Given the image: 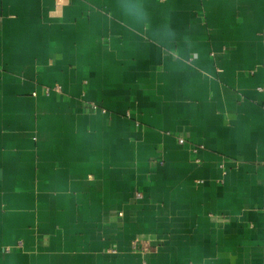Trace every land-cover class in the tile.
Wrapping results in <instances>:
<instances>
[{"label":"crops","instance_id":"obj_1","mask_svg":"<svg viewBox=\"0 0 264 264\" xmlns=\"http://www.w3.org/2000/svg\"><path fill=\"white\" fill-rule=\"evenodd\" d=\"M142 3L0 0V264H264V0Z\"/></svg>","mask_w":264,"mask_h":264},{"label":"clouds","instance_id":"obj_2","mask_svg":"<svg viewBox=\"0 0 264 264\" xmlns=\"http://www.w3.org/2000/svg\"><path fill=\"white\" fill-rule=\"evenodd\" d=\"M120 6L134 26H143L150 23L149 13L142 0H136L135 3H132L131 0H120ZM168 30L169 26L164 25L162 27V31L166 32Z\"/></svg>","mask_w":264,"mask_h":264},{"label":"built area","instance_id":"obj_3","mask_svg":"<svg viewBox=\"0 0 264 264\" xmlns=\"http://www.w3.org/2000/svg\"><path fill=\"white\" fill-rule=\"evenodd\" d=\"M52 91L61 92V87L56 85L54 88H47L45 90L46 95H49ZM34 95H36V94H34ZM180 144H182V145L185 144V141L184 140H180ZM194 151L196 152V149H194Z\"/></svg>","mask_w":264,"mask_h":264}]
</instances>
